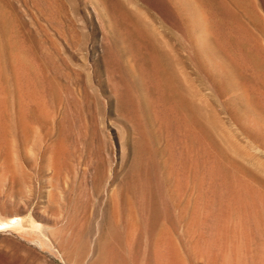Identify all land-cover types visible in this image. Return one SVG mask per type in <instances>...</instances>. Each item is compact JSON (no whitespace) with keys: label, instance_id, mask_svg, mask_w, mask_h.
<instances>
[{"label":"rangeland","instance_id":"1","mask_svg":"<svg viewBox=\"0 0 264 264\" xmlns=\"http://www.w3.org/2000/svg\"><path fill=\"white\" fill-rule=\"evenodd\" d=\"M0 44V264H264V0H0Z\"/></svg>","mask_w":264,"mask_h":264},{"label":"bare ground","instance_id":"2","mask_svg":"<svg viewBox=\"0 0 264 264\" xmlns=\"http://www.w3.org/2000/svg\"><path fill=\"white\" fill-rule=\"evenodd\" d=\"M1 45V44H0ZM4 52V51H3ZM2 52V53H3ZM3 55V54H2ZM3 58V57H2ZM29 60V59H28ZM3 98V97H2ZM2 98H1V100H2ZM4 100V99H3ZM2 100V101H3ZM2 101H0V102H2ZM20 104V103H19ZM24 105V104H23ZM5 106V105H4ZM3 107V106H2ZM4 108V107H3ZM22 109V108H21ZM20 109V111H22ZM41 114V113H40ZM1 118V117H0ZM23 118V117H22ZM24 121V120H23ZM27 122V121H26ZM24 126H25V122H24ZM28 126V125H27ZM30 131V130H29ZM62 144V143H61ZM5 146V145H4ZM61 147V146H60ZM60 147H59V149H60ZM6 149V148H5ZM63 149V148H62ZM66 150V149H65ZM61 151V150H60ZM59 151V152H60ZM61 152H63V150L61 151ZM28 223V224H27ZM30 224L31 223H29V220H26L24 217H22V216H20V215H13V216H11V217H9V218H2V217H0V232H6V231H8V232H15V231H17L16 233H18L19 235L21 234L22 236L23 235H26L27 233L29 234L30 233V231L32 230V234L34 233L33 231V229H35V230H37L38 228L34 225L33 226V228L31 227V230L30 231H28L27 229L25 230V226L26 225H29L30 226ZM33 224H31V226H32ZM28 227V226H27ZM26 227V228H27ZM37 232V231H36ZM1 234V233H0ZM21 236V237H22ZM172 247V246H171ZM170 252V251H169ZM169 258V257H168ZM114 260H115V258H113ZM107 260H109V259H106V261L105 262H107ZM180 261V260H179ZM111 262V263H110ZM118 262H120V261H118ZM117 262V263H118ZM117 264L116 263V261H115V263L114 262H112V261H109L108 263H104V264ZM122 263V262H121ZM165 263V262H164ZM103 264V263H102Z\"/></svg>","mask_w":264,"mask_h":264}]
</instances>
